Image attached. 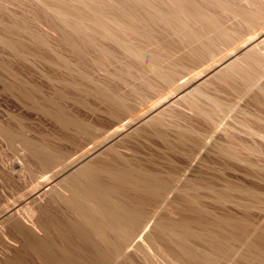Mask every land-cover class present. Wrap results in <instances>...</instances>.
<instances>
[{
	"label": "bare ground",
	"instance_id": "obj_1",
	"mask_svg": "<svg viewBox=\"0 0 264 264\" xmlns=\"http://www.w3.org/2000/svg\"><path fill=\"white\" fill-rule=\"evenodd\" d=\"M34 1L41 4L44 10L48 9V13H53V21L49 16L52 24L55 18L64 25V31L68 33L64 36L69 35L71 39L67 36L63 42H67L74 55L78 54V59L83 45L98 52L104 60L115 57L113 52H121L132 58L133 64L126 67L128 70L133 67L149 69L155 76L153 81H161L168 90L160 99L153 102L142 99L136 110H129L126 99L96 82L78 63L72 64L55 52V48L41 41L40 35L36 37L37 34L32 31L35 34L33 40L34 34L29 32L30 29L0 22L3 24L0 44L10 49L19 60L31 64L34 70L30 73L41 74L53 82L55 77L46 73L47 70L42 71L43 67L38 63L43 61L50 68H62L71 79L56 82L66 88L80 90L83 96L94 101L107 102L109 109L105 111L106 115L119 121L120 125L114 130L106 129L108 132L105 133L106 130L101 127L104 134L97 139L91 138L95 141L88 140L91 144L80 150V154H62L58 147L53 146L56 144L50 142V133L48 136L40 133V115L65 131L74 128L75 133L85 135L93 126L98 127L92 125L97 120L90 124V121H85L86 118H78V114L73 116L72 111L68 114L59 106L57 99L62 100L69 94L64 97L56 87L53 92L48 91L52 96L45 98L43 92L42 97L43 89L26 80L21 72L16 71L18 69H7L0 63L3 91L12 99V102L0 101V264L219 263L218 257L235 237L230 220H224V229L218 224L223 231L218 227L219 231L215 233L208 229L210 223L203 222L205 219L201 213V216L198 212L195 217L184 214L193 215L189 213L191 209L188 212V206H185L186 200L194 197L193 191L204 184L195 175L197 167L193 164L183 168L179 166L184 174H172V181L168 182L165 178L168 173L150 169L146 160L144 162L148 165L141 161L143 158L139 159L134 149L142 140H159L171 153L187 154L194 161L198 152H188L185 146L189 136L197 132L182 125L179 122L183 121L182 116L175 110H191L201 123H206L209 128L212 126L217 132L216 118L224 109L222 103L203 87L208 89L209 81L214 78L229 87L241 81L243 93L252 91L253 87L256 89L264 77V0H198V3L196 0ZM199 1L202 5H198ZM211 8L219 12L214 15L210 12ZM228 20L235 22V26H230ZM25 29L31 33L34 43L48 46V51L55 53L57 62L48 60L45 55L43 58L37 53L26 52L25 48L19 47V42L14 45L15 42L7 36L14 31L18 35ZM164 36L169 38L165 40ZM154 49L162 51V54H171L172 49L179 50V54L184 52H180L181 49H186L190 58L206 62L205 71L188 77L182 75L176 65L163 68L157 59L160 52L156 53ZM103 65L97 66L99 72L103 70ZM3 75L8 77L7 80ZM80 79L89 86L81 87L83 84L77 82ZM257 90L258 98L256 95L253 100L264 107V85L257 86ZM85 107L92 111L91 107ZM27 110L32 113L31 118L25 114ZM122 112L126 117L122 118ZM252 117L254 124L250 123L251 120L243 123L238 132L247 136V140L252 139L257 148L239 146L236 149L232 144H218L219 154L239 164L249 163L245 156L263 155L264 131L255 123L264 126V116ZM227 127L226 134L239 136L237 131L231 132V125ZM98 128L97 131H100ZM172 129L176 130L174 137L170 134ZM244 135L241 136L244 138ZM201 159L198 163L206 160L205 157L203 161ZM186 173L191 176L185 177ZM203 226L205 230L201 228ZM260 234L244 250L242 259L249 264H264V234Z\"/></svg>",
	"mask_w": 264,
	"mask_h": 264
},
{
	"label": "rangeland",
	"instance_id": "obj_2",
	"mask_svg": "<svg viewBox=\"0 0 264 264\" xmlns=\"http://www.w3.org/2000/svg\"><path fill=\"white\" fill-rule=\"evenodd\" d=\"M95 1L96 3L103 1H105L104 3H106V0H93L92 2ZM197 1L198 0H196V2ZM201 3L202 2H200L198 5H202ZM41 6H42L41 4L37 3V1L34 0H0V22L10 26H15V27L22 26L28 28L30 29L29 32L31 31V33L34 32L37 34L36 37L40 35L39 38L41 37V41L45 42L52 49L55 48V52L69 59L72 64L75 63L76 65L78 63L77 65H79L80 68L82 67V69L86 71L93 79H95L96 82L105 85L106 87H108L110 91L124 98V100L126 99V106L129 110H133V111L136 110L138 108V104L142 99H144L147 102H153L160 99L162 95L168 90V87L161 81H157V82L153 81L155 79L154 78L155 76L153 75V72L151 70L137 69L134 67L132 68L131 71L128 70L126 67L130 66L128 64L131 65L133 64L132 58L123 53L121 54V52H117L116 50H114L116 52L115 53L113 52V54L117 55V56L115 55L117 59H114L115 57L113 56L114 58L110 57L108 60L107 59L104 60L100 58L101 56L99 57L98 52H95V50L91 51L93 49H90L89 47H87L88 49H86L85 45L81 44L83 45L81 46V49L83 48L82 50L84 52L82 51L81 53L82 55L81 54L79 55L80 56L79 59L81 58V56L83 58V59L81 58L82 60L79 61V59L77 58L78 54L74 55L73 54L74 52H71V50H69L67 42L64 43L65 42L64 40H66L67 36L69 37V39H71L69 35H67L65 38L64 35L68 33L67 31L66 32L64 31V29L66 30V28H64V25L58 20L56 21L54 18V22H53L54 26H53L52 24L53 18H51V15L53 16V13H51L50 11L48 13V11H46L48 9L44 10V8ZM212 9L214 10V8H211L210 12H214ZM216 12H219V10H217ZM216 12H214L213 14L216 15L215 14ZM219 14H221V12ZM49 16L52 19V21L49 20L50 19ZM228 21L230 23L225 22V25L226 23H228L230 26L232 25L235 26V22L233 23V21L230 20ZM237 23L238 21H236V25H238ZM2 25L0 23V32L3 31ZM152 26L153 24L150 26V28ZM53 28L54 29L58 28L57 30L59 31H56V29L54 30ZM237 28L238 26H236V29ZM27 30L24 32H27ZM157 30L160 32L159 29ZM14 32H11L13 33L12 34L13 36L11 35V33L10 35H7L12 42H15V44L14 43L12 44L16 45V41H17V43L19 42L23 45L22 46L21 44L18 43L19 47L21 48L23 47L22 49L25 48L24 50H26V52L27 51L28 53L33 52V54L37 53V55H39L40 57L41 56L43 57L45 55L44 57H46L48 60L57 62L55 53L53 52L50 53V51H48L47 49L48 46L45 45L40 46L37 45L36 42L34 43L33 41L35 40L34 33L32 40L31 33L29 32H27L29 33V36L27 33L24 34L23 31L22 32L19 31L20 34L18 33V35L16 31ZM56 33L59 34L57 35ZM165 36L168 35L166 34ZM166 38L169 37H165L164 39L166 40ZM69 39H67V41H70ZM78 46L80 47V44H78ZM151 50L153 51V49ZM185 50L181 49L180 52L181 51L184 52L178 54L179 50L177 52L172 49L171 54L169 52L168 55L165 51H164L165 53L162 54L161 53L162 51L160 52L154 49L156 53L160 52L161 54V55L158 54L159 58L157 59L161 61V66L163 68L172 67L176 65L180 70L181 74L188 77H193L194 75L197 74L199 75L203 71H205L206 62H203L204 60L200 62L198 60L190 58L191 55L190 54H189L190 56L187 55ZM169 51H171V49H169ZM173 51H175V53H173ZM187 53H189V51ZM0 63L1 65L2 64L5 65L7 69H12V68L18 69L16 71H18V73L21 72L20 73L21 76L23 74L26 80L31 81L32 83L34 82V84L40 87V90L43 89L44 91L41 90L42 97L44 96L43 92L46 95L44 96L45 98H47L48 96L50 97L51 92L48 91L52 90L53 92V90H55L56 87L59 91H61L62 94H64L63 95L64 97L66 94H69L66 95L67 96L66 98L69 99L70 101L69 100L67 101L66 98H62V100L65 99L64 101H62L61 99H57V102H59L58 103L59 106H62L63 110H66L65 112L67 113L69 112L68 114L74 113L73 116H75L76 114L75 117H77L78 114L80 115L78 116V118L79 117L80 119L86 118L85 121L86 122L90 121L89 122L90 124H92L95 120H97V122H94L92 125L94 124L98 125L99 128L93 126V128L90 129V132L89 133L87 132L88 134L86 133L87 135H85L80 132L75 133L77 131L74 128H72V130L68 129L69 131H65L62 127L58 126L56 123L52 122L45 116L40 115L39 117L41 118L39 119L40 126L38 128L40 133H42L44 136L47 134L49 135L50 133V136L52 137V139L51 137H49V140H51L50 142L51 143L54 142L56 145L53 144V146L56 148L58 147L57 149H60L63 152L65 151L66 154L58 150L62 154L75 155L78 154L79 152L81 153L88 144H91L90 143L92 140L91 138L97 139V137L98 138L101 137L100 135H102L103 133L101 132V130L103 129L114 130L120 126L119 121L109 117L108 114H107L108 116L106 115V112H108L107 108L109 109V107H107L106 104L107 102L104 101L103 103L102 101L100 102L97 100L94 101L95 99L93 98L92 100L86 96H83L84 94L79 92L80 90L76 91V89L73 90L71 89V87L68 86L66 88V86H64L62 83L60 84V82H56L55 80H61V79L63 80L64 78L71 79V76H68L67 71H64L62 68L61 70L56 68L54 69L53 67L50 68L43 61L38 63L39 64L38 66H40L41 68L43 67L42 71L45 72L47 70L46 73H49L50 76L52 75L53 78L55 77L54 78L55 80L53 81L54 83L52 81L50 82L48 81L49 79L47 78L45 79V77H42L41 74L33 75L32 73H30L33 69L32 65L25 63L19 60L18 58H16V56L13 54V52L10 49L3 47L1 44H0ZM101 63H103L105 66L103 65L104 66L102 67L103 70L100 69L99 72L97 66ZM244 65L245 64H243V66ZM104 68H106L109 72L107 71L106 73V69ZM27 71H29L30 75L27 74L28 73ZM2 74L6 75L5 72H3ZM4 77L5 80H7L8 77L7 78L6 76ZM81 80L82 79H80L79 81L77 80L79 84L81 85L83 84L81 87L86 88L89 86L85 81L80 82ZM154 82L155 84H153ZM149 84H153L151 85L152 87L148 86ZM225 84L226 83L219 82L213 78L209 81L210 86L208 87V89L205 86L203 87L204 91H207V93L211 96H215L217 100L222 103V107H223L222 109H224L223 113H220L221 115L219 114L221 117L217 115L218 117L216 118V121L218 122V125L216 127L217 132L214 131L212 126L209 128V126L205 125L206 123L205 124L201 123V120L199 121L200 118L198 119L197 115L195 116V113L193 114L192 112H190L191 110L189 109L175 110V112L180 113V115L182 116L181 119H183V121L180 120L179 122L182 125H185L186 127L188 126L193 128V130L197 132V134H191L189 136L185 146V148L187 147L186 150L188 152L193 153V151H195L194 154L198 152V154L196 155L197 157L195 156V159L197 158V160L194 159V161L192 162V158H189L187 154L171 153L167 149L166 145L159 140H152V141L142 140L139 144L136 145L134 150L137 152V156L139 157L140 160L143 158L141 160L143 163H145L144 161L146 160V163L149 164L148 167L150 169H154V170L156 169L155 171H157L158 169L159 172L164 171L165 173H168L169 176L168 175L165 176V178H167V181L169 180L168 182L172 181L171 178V176H173L172 174L175 173L178 174V172L179 174L181 172V175L184 174V172H182L183 169L181 170V167L183 168L189 164H193L194 167H197L194 169L196 170V173L193 171V174L195 173V175H197L198 178L202 182H204V184L202 183L203 186L199 185L198 189L193 191L192 195L194 197L186 200L187 202L185 203V206H188L187 207L188 212L190 209L192 210V211L190 210L189 213L192 212L193 215L188 214L187 212L184 214H187L191 217L192 216L195 217L196 214H198L199 212V215L201 216L202 214L201 217L206 220L205 222V220L203 219L204 220L203 222L207 224L209 223L211 224V225L209 224L210 226L207 225V227H210L208 229L209 230L212 229V231L215 233H217L219 229L220 230L224 229L223 226L225 227L224 225L225 219L230 220L229 222L231 223L232 228H234V231L232 229V232H234L233 235L236 237V239H234L235 238L234 237L230 242L231 245L230 244L228 245L230 247V248L228 247V249L231 251L227 249L225 252L222 253V255H220V258L218 257L219 260L217 259V262L219 261V263L217 264H243L246 261L242 259L246 245L249 242L253 241V239L255 240L254 237H256L257 234L260 233L264 234V232H262L264 231V149L261 150L263 154L261 157L260 156L257 157L253 155L245 156V159L249 163L239 164L236 161L233 160L231 161V158L219 154L217 152L218 149L216 147L218 146V144L220 145L232 144L235 145L234 147L236 149L239 146H245L249 148L256 147V145L252 142V139L250 140L249 138V140H247L248 138H245L247 136L240 133L241 135H244L243 138V136L239 134L238 130L242 129L243 123L250 122V120H251L250 123H252L253 125L254 123L252 121L253 118L252 116H256V115L264 116V107L256 104V101L254 102L256 95H257L256 97L258 98L257 86L264 85V77L260 79L259 84L256 85V89L255 87H253L252 91L250 90L249 92H244V93H243L244 90L243 84L241 83V81H238V84L236 83L237 85L236 86L234 85L233 87H229V85L227 84L225 85ZM61 85L64 88L61 87ZM0 101L12 102V99L9 97V95L3 91V83L1 81H0ZM203 101L205 103L207 102L205 99H203ZM85 106L91 107L92 111L86 109ZM93 109H95V111ZM102 111L104 112L102 113ZM244 112H246V114H244ZM25 114L27 115L28 118H31V116H33L29 110L25 111ZM180 115L178 116L180 117ZM121 116L122 118L126 117L124 112L121 113ZM228 125H231L233 127V128L231 127L232 131L230 130L231 128L229 130L231 132L237 131L236 134H239V136L237 135L236 137H230L228 134H226L224 131L227 130L226 128H228L227 127ZM255 125L256 127H259L264 131L263 125L256 123ZM28 126L31 127V124H29ZM101 127H103V129ZM61 128L63 131L61 130ZM97 128L100 131H97ZM108 130L104 131V133L108 132ZM170 134L172 137H174L176 135V130L172 129L170 131ZM54 139L56 140V142L54 141ZM67 140L70 141L68 142ZM69 143L71 145H69ZM204 157L206 158V160L204 159L205 160L204 162L198 163L200 162L199 159L201 158L203 159ZM147 159H150L154 165L152 163H149ZM202 159L201 161H203ZM173 162L174 163L177 162L175 163L177 165H174ZM179 168L180 170H178ZM187 176H191V175L186 173L185 177ZM205 185H208L210 187L207 186L208 187L207 188ZM222 220L224 222L223 224L220 223ZM218 224L222 226L221 227L222 229L219 226H217ZM218 227L219 229H217ZM201 228L204 229V226ZM17 250L22 254V256H24L23 252H21L19 249ZM223 257L225 258L223 259ZM26 259L29 260V258L27 257ZM247 262H245L244 264H249Z\"/></svg>",
	"mask_w": 264,
	"mask_h": 264
}]
</instances>
